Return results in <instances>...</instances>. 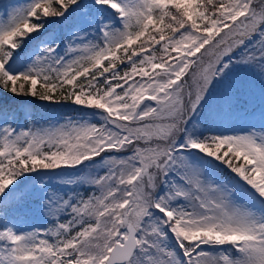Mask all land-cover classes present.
<instances>
[{
    "label": "snow or ice",
    "instance_id": "snow-or-ice-1",
    "mask_svg": "<svg viewBox=\"0 0 264 264\" xmlns=\"http://www.w3.org/2000/svg\"><path fill=\"white\" fill-rule=\"evenodd\" d=\"M0 7V93L75 113L0 109V264H264V0Z\"/></svg>",
    "mask_w": 264,
    "mask_h": 264
},
{
    "label": "rangeland",
    "instance_id": "rangeland-1",
    "mask_svg": "<svg viewBox=\"0 0 264 264\" xmlns=\"http://www.w3.org/2000/svg\"><path fill=\"white\" fill-rule=\"evenodd\" d=\"M5 3H13L23 6L26 3V0H0V5ZM84 3L90 4L91 0H84ZM2 11L3 8L0 7V12ZM48 29L54 34L61 35L67 31L68 23L51 22L48 24ZM247 76L250 80L256 83L258 88V80L255 75L252 73H248ZM4 94L6 93H0V98L5 97L6 95L4 96ZM68 106L73 108L70 102L68 103ZM60 109H62L63 112L66 111V113L60 114L59 111H57L55 108H52L48 113L41 114V111L39 109L31 107L29 101L23 100L22 102H18V108L13 109L14 111H11L8 114V119L10 122L18 124L22 128H26L32 121H36L38 124L46 126L47 122H54L64 115H75L73 109L67 108L66 105H60ZM13 116L15 117L14 121L12 120ZM0 123H3V115L0 116ZM249 123H255L257 126H259L258 117L252 121L233 119L226 123L223 127L224 130L228 131L229 133L240 132L242 129L247 128ZM224 176H228V173H224ZM52 220V217L42 216L40 214L38 203L36 202L34 197H31L25 205V209L21 214V219L18 221V226L26 230H31L33 227L38 229H47L49 227H53V224L51 223Z\"/></svg>",
    "mask_w": 264,
    "mask_h": 264
},
{
    "label": "trees",
    "instance_id": "trees-1",
    "mask_svg": "<svg viewBox=\"0 0 264 264\" xmlns=\"http://www.w3.org/2000/svg\"><path fill=\"white\" fill-rule=\"evenodd\" d=\"M6 95V96H5ZM5 97L0 98V109L6 110L7 112H10L13 109L18 108V102H22L23 100L29 101L30 105L32 108L39 109L41 111V114L48 113L52 108H55L57 111L62 113V109H60V105L48 102V101H40L39 99L36 98H31V97H15L10 94H4ZM69 102H65L64 105H66L67 108L73 109L72 107L68 106ZM227 172H225L226 174Z\"/></svg>",
    "mask_w": 264,
    "mask_h": 264
}]
</instances>
